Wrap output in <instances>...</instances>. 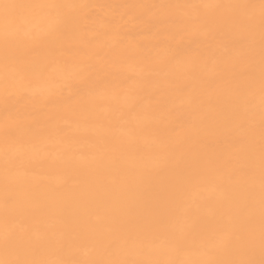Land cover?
<instances>
[{"label": "bare ground", "instance_id": "obj_1", "mask_svg": "<svg viewBox=\"0 0 264 264\" xmlns=\"http://www.w3.org/2000/svg\"><path fill=\"white\" fill-rule=\"evenodd\" d=\"M0 3V260L264 259L260 0Z\"/></svg>", "mask_w": 264, "mask_h": 264}, {"label": "snow or ice", "instance_id": "obj_2", "mask_svg": "<svg viewBox=\"0 0 264 264\" xmlns=\"http://www.w3.org/2000/svg\"><path fill=\"white\" fill-rule=\"evenodd\" d=\"M66 7L65 5L55 3H33V4H22V3H0V9H3L4 19L7 23H13L18 26L22 25L24 18L20 15L22 10H32L36 13L34 27L39 28L42 32L60 31L63 27V22L60 19H52V13L57 10ZM87 7V6H84ZM138 7H153L140 5ZM190 7H203L206 9H222L225 7L234 9H255V4H236V5H222V4H205V5H192ZM260 11V22H261V96L264 101V0H260L258 5ZM252 17H248L249 22L252 21ZM23 34L18 27V35ZM262 126V139H264V112L261 117ZM261 170H262V194H264V148H262V159H261ZM14 202L11 193H6V204L11 205ZM262 205H264V195H262ZM15 235L11 231H7L3 237V244L5 249H8L15 243ZM229 240L227 237L223 240V244L227 246ZM261 244L264 248V216H262V228H261ZM0 264H63V262H49L41 260H28V259H3L0 260ZM93 264H256L255 261H224V260H193V261H108V262H93ZM259 264H264L262 259Z\"/></svg>", "mask_w": 264, "mask_h": 264}]
</instances>
